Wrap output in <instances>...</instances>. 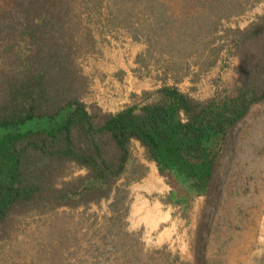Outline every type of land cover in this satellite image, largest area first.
<instances>
[{"label":"trees","instance_id":"16d2710c","mask_svg":"<svg viewBox=\"0 0 264 264\" xmlns=\"http://www.w3.org/2000/svg\"><path fill=\"white\" fill-rule=\"evenodd\" d=\"M87 1L0 0V237L18 211L45 213L109 198L118 211L124 186L145 174L133 141L166 177L173 202L187 205L210 194L238 124L264 102V14L216 34L221 19L259 0H180L193 10L179 32L196 44L197 74L227 48L236 59L232 84L197 99L163 80L140 105L104 112L87 104L78 60L84 38L77 31L92 22L81 18Z\"/></svg>","mask_w":264,"mask_h":264},{"label":"rangeland","instance_id":"374dc122","mask_svg":"<svg viewBox=\"0 0 264 264\" xmlns=\"http://www.w3.org/2000/svg\"><path fill=\"white\" fill-rule=\"evenodd\" d=\"M179 1L81 4V18L92 19L77 29L84 38L78 60L87 104L115 112L152 100L164 83L197 99L232 84L236 59L227 48L214 66L197 74L196 44L179 32L193 10ZM261 14L264 0L248 3L241 13L221 19L216 34L242 29ZM174 76L181 80L174 83ZM132 152L145 174L124 186L127 196L118 211L108 206L109 198L87 207L14 212L0 237V264H264V102L251 106L238 124L211 193L187 205L173 202L171 185L136 141ZM142 201L150 212L133 210Z\"/></svg>","mask_w":264,"mask_h":264},{"label":"bare ground","instance_id":"6f19581e","mask_svg":"<svg viewBox=\"0 0 264 264\" xmlns=\"http://www.w3.org/2000/svg\"><path fill=\"white\" fill-rule=\"evenodd\" d=\"M165 187V185L162 183L161 185H160V189H163ZM145 205H147V202H145V201H142V202H135L134 203V205H133V210L135 211H138L139 209H141V208H145V210L147 211V212H150L151 211V209L150 208H148V207H146ZM146 212V213H147ZM156 218V217H155ZM152 219V218H151Z\"/></svg>","mask_w":264,"mask_h":264},{"label":"crops","instance_id":"0c3cea01","mask_svg":"<svg viewBox=\"0 0 264 264\" xmlns=\"http://www.w3.org/2000/svg\"><path fill=\"white\" fill-rule=\"evenodd\" d=\"M136 142H137V141H136ZM151 179H152V181L154 182L155 179H159V178H157V177H152ZM159 181H161V180L159 179ZM151 185H152V183H151Z\"/></svg>","mask_w":264,"mask_h":264}]
</instances>
